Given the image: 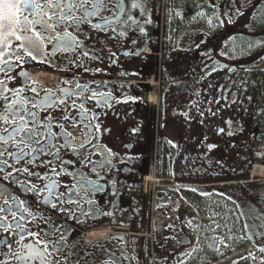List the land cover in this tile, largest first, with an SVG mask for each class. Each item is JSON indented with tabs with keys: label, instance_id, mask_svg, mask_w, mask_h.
Listing matches in <instances>:
<instances>
[{
	"label": "flooded vegetation",
	"instance_id": "1",
	"mask_svg": "<svg viewBox=\"0 0 264 264\" xmlns=\"http://www.w3.org/2000/svg\"><path fill=\"white\" fill-rule=\"evenodd\" d=\"M263 2L73 0V23L49 29L21 11L30 30L0 59L3 135L23 150L0 152L11 165L0 174L2 264L242 262L252 245L264 261L260 182L250 179L264 158V103L245 62ZM17 220L28 238L17 239ZM100 231L108 240L83 239Z\"/></svg>",
	"mask_w": 264,
	"mask_h": 264
},
{
	"label": "snow or ice",
	"instance_id": "2",
	"mask_svg": "<svg viewBox=\"0 0 264 264\" xmlns=\"http://www.w3.org/2000/svg\"><path fill=\"white\" fill-rule=\"evenodd\" d=\"M37 2L38 0H0V33L5 34V38L7 36H12L14 39H19L18 36H16L17 31L23 32L25 30L29 29V21L26 19L21 18V11H23L24 16H36L38 19L36 20V23L40 24L43 28L49 29L51 28V24L48 21H52L53 23H65L68 25H71L73 23L71 17L75 15V4L73 3V0H67V4L64 3V0H54L55 2V12L53 15L48 16L47 20L44 19V17L47 15L49 11L52 10L53 4L50 2V0H39V3L41 5L40 9H37ZM81 5H86V0H77ZM103 0H98V4L102 3ZM135 7V6H134ZM6 11H10V15H5ZM28 45H30L32 48H36L39 50L38 45L34 42L32 37H29L26 41ZM10 44L0 43V59H3L4 56H7L6 52H3V49L5 47H10ZM32 60L36 61L37 63H40L41 61L37 60L36 56L31 57ZM7 63H11V61H7ZM3 90L0 89V95H3ZM9 108H11V105H9ZM11 115H17L15 111L11 113ZM33 115V123H35L34 117L35 113ZM12 123H19L20 125H23L25 121H11ZM10 123L8 117L4 116L3 114H0V152L5 151V149H11L17 151V153L22 152L23 150L20 149L19 145H12L9 142V139L3 135V130L6 129L7 125ZM21 131H24L23 127L17 128L15 134L18 135ZM9 135H13L12 133H9ZM48 135H51V133H48ZM24 155H27V153H24ZM22 157L18 154L16 159H21ZM8 157L0 156V174L5 172L6 168H10V164H6ZM24 171V170H21ZM15 173H10L11 177H15ZM28 175H31L28 173ZM7 177L0 175V179H6ZM10 182L15 184H20L21 181L18 179H13ZM27 187V185H25ZM48 189H52L53 185H47ZM31 191V189H29ZM43 192H37L36 196L37 198L41 195H43ZM49 197L53 195L51 191L48 193ZM38 203L41 204H47L50 207L55 208L56 205L52 204L51 199H45V200H39ZM3 204V201H0V205ZM18 210L23 213V208L19 207ZM7 209H4L0 207V224H3L5 228H7V224L4 222L5 217L4 214L7 213ZM30 221V218L28 220ZM17 226H13V232L16 233V237L18 240L28 238L27 233H23L21 235L23 225L20 223V220H17ZM2 231V229H0ZM7 246V245H5ZM2 251V249H0ZM261 251H264L262 249ZM28 259H31V257H25L23 255L20 256L21 261H27ZM0 264H2V261H0ZM17 264H20L19 261H17ZM45 264L47 262L45 261Z\"/></svg>",
	"mask_w": 264,
	"mask_h": 264
},
{
	"label": "trees",
	"instance_id": "3",
	"mask_svg": "<svg viewBox=\"0 0 264 264\" xmlns=\"http://www.w3.org/2000/svg\"><path fill=\"white\" fill-rule=\"evenodd\" d=\"M250 23L251 24H250V27L248 26V29L250 28V30L253 32L250 33L249 35H247L248 40H249V42H252V43H254V42L260 43L259 46L257 48H255L254 53H256L257 49L262 44H264V2H263V4H261L259 6L258 9H256L253 20ZM250 45H253V44H250ZM261 48L263 49L264 45H263V47L261 46ZM247 52H248V55L250 53H252V48L248 47ZM260 57H262L263 59H260V60H258V62L255 63V65H254L255 70L253 71L254 75L252 73H250V74H252V77L256 76L257 91L261 95L262 101L264 103V55L260 56ZM261 184H263V183H261ZM261 184L259 185V190H258L259 191L258 202H260V204H259L260 208L257 209V211L261 215V220H262V224H263L262 228H263V234H264V184L263 185H261ZM251 205H253V204H250V208L247 209V211L250 212L251 214H249V213L246 214L245 220H246V223L248 225L253 226L254 210H251V208H252ZM248 231H249V235H252V233H253V235L255 234L254 228H251Z\"/></svg>",
	"mask_w": 264,
	"mask_h": 264
},
{
	"label": "rangeland",
	"instance_id": "4",
	"mask_svg": "<svg viewBox=\"0 0 264 264\" xmlns=\"http://www.w3.org/2000/svg\"><path fill=\"white\" fill-rule=\"evenodd\" d=\"M246 34L247 35H249V33L248 32H246ZM233 43L231 42V45H232ZM247 45H249V44H247ZM255 46V45H254ZM148 51V53L150 52V49L148 48L147 49ZM261 50V55H263V49L261 48L260 49ZM249 51V50H248ZM248 53V52H247ZM158 55V57L160 58V54H157ZM235 56V57H234ZM236 58V57H239V56H237L236 54H234L233 52H232V58ZM246 57H247V59H246V64H248V66H246L247 68H251V66H253L254 67V65H255V63L256 62H258V59L260 58V55H259V53H256V55H254V56H249L248 54L246 55ZM41 82H45V83H49V82H51V83H55L56 82V78L54 77V76H42L41 77V80H40ZM150 84H153V86L157 89V91H158V89H159V87H158V82H150ZM264 159V158H263ZM256 163H258L259 164V166H257L256 168H255V171L253 172L252 171V173L254 174V175H256V179H264V163H262L261 162V159H259L258 160V162H256ZM261 164V165H260ZM257 171V172H256ZM251 178H252V176H251ZM157 181H159V179H157ZM261 185H263V184H261ZM243 204V203H242ZM251 204V203H250ZM250 204H248L247 202H246V204H245V206H250ZM254 206V205H253ZM231 206L229 205V206H226V208H230ZM235 207V206H234ZM263 209V208H262ZM226 212V211H225ZM224 212V213H225ZM246 213L248 214H251L250 212H248V211H246ZM219 219H220V217H218V216H216V218H215V229H219L220 227H221V225H224V224H226L225 222H222V221H219ZM221 224V225H220ZM225 227H223V229H224ZM221 229V228H220ZM89 233H86V234H84L83 236H84V239L85 238H87V235H88ZM106 233H105V231H100V232H95V233H93L92 235H90V236H92L93 237V239L92 240H95V241H97V242H100V241H105V240H108V237H106V235H105ZM224 235V236H223ZM100 236H102V237H100ZM219 236H220V238H219V240H221V239H223L224 237H225V234H219ZM95 237H98V238H95ZM218 240V241H219ZM221 250V249H220ZM220 250H218V251H220ZM234 250H237V249H234ZM223 251H228L227 249H224ZM237 254H234V257L236 256ZM255 258L253 259V260H250L249 262H244V261H242L241 262V260H239L238 258H230V255H225V257H224V259L222 258V259H220V260H218L217 262H215V263H217V264H264V261H263V259L262 258H259V256H257L256 254H255ZM227 257V258H226Z\"/></svg>",
	"mask_w": 264,
	"mask_h": 264
},
{
	"label": "water",
	"instance_id": "5",
	"mask_svg": "<svg viewBox=\"0 0 264 264\" xmlns=\"http://www.w3.org/2000/svg\"><path fill=\"white\" fill-rule=\"evenodd\" d=\"M5 15H10V11H6ZM14 41V38L12 36H7V38H5V34L4 33H0V43H5V44H9L11 42ZM5 49V48H4ZM3 49V50H4Z\"/></svg>",
	"mask_w": 264,
	"mask_h": 264
},
{
	"label": "built area",
	"instance_id": "6",
	"mask_svg": "<svg viewBox=\"0 0 264 264\" xmlns=\"http://www.w3.org/2000/svg\"><path fill=\"white\" fill-rule=\"evenodd\" d=\"M51 82H49V84H50ZM93 233H89L88 235H87V238H85V240L86 241H91L92 239H93V237L92 236H90V235H92ZM100 237H102V236H100ZM95 238H98V237H95Z\"/></svg>",
	"mask_w": 264,
	"mask_h": 264
},
{
	"label": "bare ground",
	"instance_id": "7",
	"mask_svg": "<svg viewBox=\"0 0 264 264\" xmlns=\"http://www.w3.org/2000/svg\"><path fill=\"white\" fill-rule=\"evenodd\" d=\"M257 172V171H256Z\"/></svg>",
	"mask_w": 264,
	"mask_h": 264
}]
</instances>
